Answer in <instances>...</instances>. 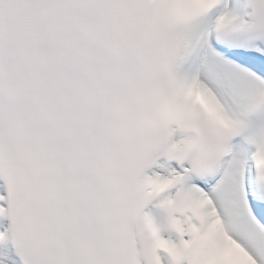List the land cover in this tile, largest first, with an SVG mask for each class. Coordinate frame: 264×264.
Returning a JSON list of instances; mask_svg holds the SVG:
<instances>
[{
    "label": "snow or ice",
    "instance_id": "6c2138e0",
    "mask_svg": "<svg viewBox=\"0 0 264 264\" xmlns=\"http://www.w3.org/2000/svg\"><path fill=\"white\" fill-rule=\"evenodd\" d=\"M0 264H264V0H0Z\"/></svg>",
    "mask_w": 264,
    "mask_h": 264
}]
</instances>
